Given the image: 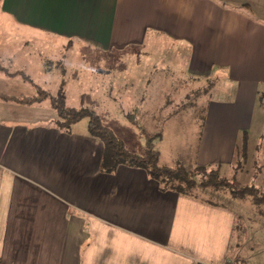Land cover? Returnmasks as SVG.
<instances>
[{
	"label": "crops",
	"instance_id": "crops-1",
	"mask_svg": "<svg viewBox=\"0 0 264 264\" xmlns=\"http://www.w3.org/2000/svg\"><path fill=\"white\" fill-rule=\"evenodd\" d=\"M228 2L0 0V6L26 42L39 34L84 54L120 53L159 37L185 45L189 72L214 77L219 98L206 108L196 149L177 160L219 164L236 181L241 136L264 98V20ZM105 98L119 105L110 91ZM45 102L0 98V264L244 262L229 253L232 209L161 190L140 168L102 171L103 142L89 134L88 122L61 130Z\"/></svg>",
	"mask_w": 264,
	"mask_h": 264
},
{
	"label": "rangeland",
	"instance_id": "rangeland-1",
	"mask_svg": "<svg viewBox=\"0 0 264 264\" xmlns=\"http://www.w3.org/2000/svg\"><path fill=\"white\" fill-rule=\"evenodd\" d=\"M220 1L238 3L264 20V0ZM10 28L0 6V64L10 72H22L30 81L20 73L8 76L0 72L1 92L33 94L39 88L54 94L62 85L65 105L94 109L129 151L143 153L150 137L161 164L173 165L196 149L206 108L219 96L215 83L208 87L207 77L191 75L185 45L159 37L120 53L91 50L84 54L39 34L26 42ZM107 91L117 98V108L105 98ZM48 101L43 105L52 108ZM123 108L134 110L127 115ZM255 114L252 129L241 136L238 146V158L239 153L245 154L241 167L235 170L237 185L264 184L263 97L257 100ZM80 120L79 125L88 122L87 117ZM197 197L223 203L235 212L229 253L243 258L242 264H264V204L254 205L249 198L219 200L201 191Z\"/></svg>",
	"mask_w": 264,
	"mask_h": 264
},
{
	"label": "trees",
	"instance_id": "trees-1",
	"mask_svg": "<svg viewBox=\"0 0 264 264\" xmlns=\"http://www.w3.org/2000/svg\"><path fill=\"white\" fill-rule=\"evenodd\" d=\"M0 72L8 76H16L19 73L23 75L19 71L10 72L1 64ZM23 79L25 81L29 80L24 75ZM206 80L208 87H212L215 83L211 77H207ZM0 98L21 104H34L48 99L56 113V119L52 122L64 131H69L72 124L83 117H87L89 134L99 138L103 142L104 148L100 163L102 171L111 172L120 165L136 167L144 170L149 177L154 179L161 190H171L194 198H198L197 194L201 191L219 200H224L228 197L234 199L249 198L254 205L259 206L264 204L263 189L253 184L237 185L235 178H230L220 172L219 164H214V167L212 164L187 166L179 160L175 161L173 165L161 164L159 162V153L154 147L153 140L149 139L150 137L146 140L147 143L143 153L129 151L124 146L122 140L101 122L98 113L94 109L86 106L74 108L65 105V95L62 85L54 94L36 88L33 94L11 95L0 91ZM126 114L129 115V112ZM244 154V152L239 153V158L237 155V159L233 163L235 170L241 167ZM203 200L227 207L223 203L208 199Z\"/></svg>",
	"mask_w": 264,
	"mask_h": 264
}]
</instances>
